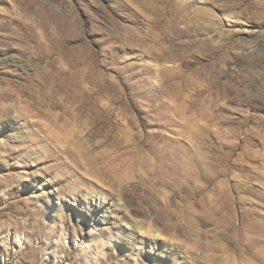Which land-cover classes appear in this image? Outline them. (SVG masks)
Instances as JSON below:
<instances>
[{
    "label": "rangeland",
    "instance_id": "obj_1",
    "mask_svg": "<svg viewBox=\"0 0 264 264\" xmlns=\"http://www.w3.org/2000/svg\"><path fill=\"white\" fill-rule=\"evenodd\" d=\"M0 264H264V0H0Z\"/></svg>",
    "mask_w": 264,
    "mask_h": 264
},
{
    "label": "bare ground",
    "instance_id": "obj_2",
    "mask_svg": "<svg viewBox=\"0 0 264 264\" xmlns=\"http://www.w3.org/2000/svg\"><path fill=\"white\" fill-rule=\"evenodd\" d=\"M87 77V76H86ZM180 147V146H179Z\"/></svg>",
    "mask_w": 264,
    "mask_h": 264
}]
</instances>
